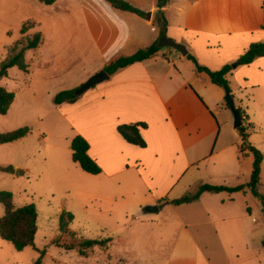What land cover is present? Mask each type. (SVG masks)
Listing matches in <instances>:
<instances>
[{
	"label": "crops",
	"instance_id": "0c3cea01",
	"mask_svg": "<svg viewBox=\"0 0 264 264\" xmlns=\"http://www.w3.org/2000/svg\"><path fill=\"white\" fill-rule=\"evenodd\" d=\"M261 1L168 0L163 7L180 9L182 26L177 41L185 43L199 65L216 70L237 59L251 43L264 42ZM168 25L166 19V31ZM173 51L159 49L151 57L109 74L90 87L87 98L69 103L68 110L80 104V125L68 120V114L60 113V118L65 117L75 135L87 140V153L101 168L100 173L91 175H103L97 181L98 191L119 193L115 198L139 207L157 205L164 214L158 232L148 230L150 237L169 243L162 264L247 262L256 256L250 240L257 243L262 238H248L249 229L245 230L243 223L247 214L234 210L232 192L203 191L195 200L172 202L201 184L239 185L229 181L242 175L247 154L240 155L250 152L241 147L242 139L237 142L241 136L232 125L224 89L213 84L205 72L197 71L191 60ZM107 63L104 60L101 69ZM228 76L236 79L237 91L249 96L243 110L229 88L235 106L246 117L247 141L264 158V54L237 65ZM15 98L14 94L11 104ZM131 122L146 124L140 128L144 147L126 142L118 133V124ZM193 169L197 172L186 180ZM108 247L109 242L105 247L94 246L87 256L101 248L107 257H113Z\"/></svg>",
	"mask_w": 264,
	"mask_h": 264
},
{
	"label": "rangeland",
	"instance_id": "374dc122",
	"mask_svg": "<svg viewBox=\"0 0 264 264\" xmlns=\"http://www.w3.org/2000/svg\"><path fill=\"white\" fill-rule=\"evenodd\" d=\"M126 1L159 16L156 0ZM82 3L91 5L86 7ZM82 3L81 0H56L52 4L39 0H0V62L10 56L11 46L20 38H31L37 32L42 36L40 45L24 51L27 70L8 68L7 75L0 79V85L16 96L7 112L0 114V132L22 126L30 129L22 139L0 144V191H10L16 207L33 203L38 213L33 246L16 250L0 237V264H33L40 251H44L41 264H162L169 246L168 241L148 235L149 229L158 232L164 221L163 213L148 212L144 205L139 207L127 199L115 198L119 193L115 196L98 191L97 181L102 174L84 176L86 172L71 159L70 141L75 130L65 117L60 118V113L68 114V120L80 125V104L68 110L69 103L57 107L53 101L61 90L78 89L101 70L104 60L110 62L119 52L131 54L152 43L160 37V28L152 24V19L115 9L106 2L92 4V0H82ZM161 13L169 23L165 35L186 47L182 40L177 41V31L182 26L180 9L163 7ZM22 26L27 28L20 34ZM173 53L179 54L176 50ZM235 63L236 59L231 66ZM228 77V86L238 97V106L246 110L248 95L237 91L236 79ZM89 89L77 94L76 101L87 98ZM243 124L247 126V120ZM237 142L240 144L241 138ZM246 154L242 175L229 181L242 185L241 192H232L231 205L247 214L243 223L245 230L249 229L248 238L261 236L262 241L250 240L256 256L237 264H264V212L247 186L253 156L247 150L240 156ZM193 172L197 171L188 172L185 179L190 180ZM259 192L264 195V158ZM63 211L72 214L70 221L67 214L64 216L68 221L64 231L59 222ZM3 213L0 202V216ZM104 238L110 239L107 252L113 257L108 258L101 248L83 256L75 247L83 239Z\"/></svg>",
	"mask_w": 264,
	"mask_h": 264
},
{
	"label": "trees",
	"instance_id": "16d2710c",
	"mask_svg": "<svg viewBox=\"0 0 264 264\" xmlns=\"http://www.w3.org/2000/svg\"><path fill=\"white\" fill-rule=\"evenodd\" d=\"M44 4H52L56 0H39ZM96 2H106L115 9L132 12L144 19H152L153 22L160 28V36L165 35L166 29V19L161 13V8L167 3L168 0H156V7L158 8L159 16H153L144 10H141L126 0H95ZM262 8V24L261 27L264 28V0L261 1ZM27 27L22 26L20 28V34L25 33ZM30 28V27H28ZM157 40L153 41L149 45L137 49L135 52L128 55H119L114 60L107 63L103 69L108 73L112 74L115 71L124 68L135 62L145 60L152 55H154L160 47L157 44ZM42 43V36L40 32L34 34L31 38L25 37L17 40L14 45L10 48V56L5 58L0 62V79L7 75V70L10 67L16 66L20 70L26 71L27 64L24 61L23 54L26 49H35L38 45ZM18 45H20L18 47ZM264 54V42H254L251 43L248 49L241 54L237 59V65L247 64L251 62L258 56ZM186 58L191 60L195 64L197 71L205 72L210 81L222 87L224 90L230 91L228 86L227 74L231 73L232 66L231 63H225L219 69L211 70L205 66L199 65L195 57L191 53H187ZM78 95L75 94L74 88L64 89L57 92L53 101L56 105L61 103H73L76 101ZM14 99V94L11 91L6 90L0 85V114H5L9 109L12 101ZM226 101V100H225ZM227 104V102H226ZM228 106V105H227ZM240 113L242 114L241 109ZM146 124L143 122H131V123H121L118 124L116 129L122 138L131 144L137 145L139 147H144L146 145L145 140L140 134V128L145 127ZM239 135L242 139L241 147H246L251 152L253 156L252 169L249 176V181L247 186L249 187L251 193L259 201L262 210L264 212V195L258 190L260 183V167L263 159V154L254 146H252L247 141L248 133L246 132V126L241 125L237 128ZM30 129L27 126H22L11 131L0 132V144L13 142L21 137H24L29 133ZM71 159L73 162L77 163L79 167L89 174H98L101 171L100 166L88 155V142L87 140L77 134L70 141ZM8 169V167L3 168ZM10 169V167H9ZM242 189V185L236 186H224V185H212V184H201L192 193H185L181 197L174 199L172 202L175 204H180L183 202H189L195 200L203 191L218 193L221 191L235 192ZM0 202L3 204L4 213L0 216V237L12 244L16 250H22L27 246H33L35 234L37 231V209L33 203L25 204L16 207L12 203V193L10 191L1 190L0 191ZM65 214H67V220L72 219V214L69 212H61L59 217L60 228L65 230L67 227V220H65ZM109 238L104 239H83L75 244L80 255L87 256L89 250L94 246L105 247ZM264 244V240H263ZM67 248L71 245H66ZM44 255V251H40L38 259L33 264H41V259Z\"/></svg>",
	"mask_w": 264,
	"mask_h": 264
},
{
	"label": "water",
	"instance_id": "95a60500",
	"mask_svg": "<svg viewBox=\"0 0 264 264\" xmlns=\"http://www.w3.org/2000/svg\"><path fill=\"white\" fill-rule=\"evenodd\" d=\"M157 44L161 50H164L165 48H172L178 51L182 56H186V54L188 53V49L184 45L174 41L173 39L167 37L166 35L160 36L158 38ZM236 65L237 64L235 63L232 65V67ZM108 76L109 74L104 69H101L100 71L90 76L85 82H83L81 86L74 91L75 94H79L84 90L96 85L97 83L103 81L104 79H107ZM224 91H225L224 99L226 100L229 110L232 113L233 127L238 128L239 126L242 125L240 110L235 106L234 99L230 94L229 90L225 89ZM145 210L148 212H154L158 210V206L147 205L145 207Z\"/></svg>",
	"mask_w": 264,
	"mask_h": 264
},
{
	"label": "built area",
	"instance_id": "2783aa9c",
	"mask_svg": "<svg viewBox=\"0 0 264 264\" xmlns=\"http://www.w3.org/2000/svg\"><path fill=\"white\" fill-rule=\"evenodd\" d=\"M241 120H246V117L243 114H241Z\"/></svg>",
	"mask_w": 264,
	"mask_h": 264
}]
</instances>
